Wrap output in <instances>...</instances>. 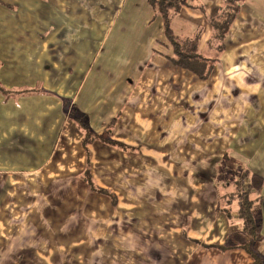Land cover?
Here are the masks:
<instances>
[{"label": "crops", "instance_id": "obj_1", "mask_svg": "<svg viewBox=\"0 0 264 264\" xmlns=\"http://www.w3.org/2000/svg\"><path fill=\"white\" fill-rule=\"evenodd\" d=\"M226 1L195 0L172 32L214 58L210 18ZM225 46L201 81L172 63L148 0H0V204L19 202L27 177L57 194L78 183L160 238L130 264H254L233 196L240 173L264 179V0L244 3ZM81 123L115 145L86 148ZM255 208L264 257V189ZM23 213L0 216V264H27L9 260Z\"/></svg>", "mask_w": 264, "mask_h": 264}, {"label": "rangeland", "instance_id": "obj_2", "mask_svg": "<svg viewBox=\"0 0 264 264\" xmlns=\"http://www.w3.org/2000/svg\"><path fill=\"white\" fill-rule=\"evenodd\" d=\"M230 161L227 157L225 162ZM230 175L225 177L230 178ZM89 177L93 181L88 169L83 179L88 181ZM25 180L26 188L11 190V195L15 196L16 192L21 195L19 202H14L15 199L12 197L0 204V216L18 217L24 214L23 212L29 215L26 242L24 240L25 244L21 251L10 255L11 261L20 260L21 263L27 264H34L36 261L75 264L83 261L91 263L106 261L108 264L114 262L130 264L134 261L148 260L146 253L148 241L160 239L145 235L147 232L143 225L145 221L142 222L140 217L135 220L134 216H126L128 211L120 210L118 214L124 216H115V210L111 208L108 200L89 194L87 190L80 188L78 183L68 190H60L57 194L58 190L48 187L50 183L45 180L43 189L35 187L34 178L27 177ZM96 186L94 183L93 190L97 194L111 196ZM111 197L112 199H109L112 202L114 197L113 195ZM236 202L230 208L237 207ZM98 208L102 210L101 214ZM254 213L256 215V208ZM27 224L23 219H19L17 225L23 228ZM15 226L13 223V227Z\"/></svg>", "mask_w": 264, "mask_h": 264}, {"label": "trees", "instance_id": "obj_3", "mask_svg": "<svg viewBox=\"0 0 264 264\" xmlns=\"http://www.w3.org/2000/svg\"><path fill=\"white\" fill-rule=\"evenodd\" d=\"M246 1L227 0L218 13L210 18V24L213 29L210 47L214 49L215 55L214 58H209L199 52L197 39L180 38L174 35L171 30L172 18L185 7L196 8L194 5L195 0H148L157 15L163 20L165 37L173 51L172 63L178 68L192 73L201 81L208 80L220 62V58L225 52L227 36ZM81 125L85 127L83 123ZM85 130L84 146L86 148L96 140L115 145V142L110 139L109 131L98 137L91 134L87 127H85ZM246 179L248 180L247 183H245ZM88 181L94 187L90 177ZM236 185L237 190L233 197L239 203V218L243 224L244 232L251 238L245 250L252 256L254 264H264V257L258 256L254 252L255 245L262 238L261 223L254 213V207L262 199L264 179L258 175L245 173L244 175H239Z\"/></svg>", "mask_w": 264, "mask_h": 264}]
</instances>
